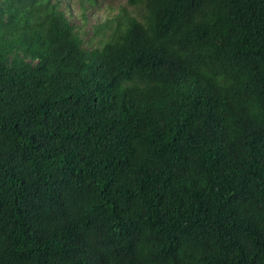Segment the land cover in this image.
I'll list each match as a JSON object with an SVG mask.
<instances>
[{
    "label": "trees",
    "instance_id": "trees-1",
    "mask_svg": "<svg viewBox=\"0 0 264 264\" xmlns=\"http://www.w3.org/2000/svg\"><path fill=\"white\" fill-rule=\"evenodd\" d=\"M62 3L0 0V264H264V0Z\"/></svg>",
    "mask_w": 264,
    "mask_h": 264
},
{
    "label": "rangeland",
    "instance_id": "rangeland-1",
    "mask_svg": "<svg viewBox=\"0 0 264 264\" xmlns=\"http://www.w3.org/2000/svg\"><path fill=\"white\" fill-rule=\"evenodd\" d=\"M126 0H97L89 6L84 19L81 4L78 0H63L62 8L70 20L81 27V32L86 44L94 45L97 43L99 35L95 31V25L101 24L108 17L116 14Z\"/></svg>",
    "mask_w": 264,
    "mask_h": 264
}]
</instances>
